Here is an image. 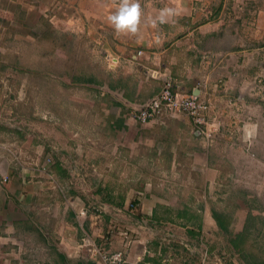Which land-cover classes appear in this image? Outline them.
Returning <instances> with one entry per match:
<instances>
[{
  "label": "crops",
  "instance_id": "1",
  "mask_svg": "<svg viewBox=\"0 0 264 264\" xmlns=\"http://www.w3.org/2000/svg\"><path fill=\"white\" fill-rule=\"evenodd\" d=\"M119 2L0 0V264H92L86 235L155 264L146 220L170 225L159 244L264 248V0H139L136 34L109 24ZM164 7L178 14L152 26ZM165 78L210 103V141L187 117H128ZM174 249L172 264H198Z\"/></svg>",
  "mask_w": 264,
  "mask_h": 264
},
{
  "label": "built area",
  "instance_id": "2",
  "mask_svg": "<svg viewBox=\"0 0 264 264\" xmlns=\"http://www.w3.org/2000/svg\"><path fill=\"white\" fill-rule=\"evenodd\" d=\"M141 52L142 50L139 49L137 53L139 54ZM103 58L105 60V64L109 68L116 66L119 61L117 57L109 55L105 52H103ZM172 86L173 85L169 78L163 79V85L153 96L140 103H133L135 105L129 106L128 117L139 123L151 121L160 124H165L172 119L187 117L192 120L197 130L203 133L210 141L212 139V133L208 129L206 119V111L209 110L210 103L199 95L193 93L185 94L174 90ZM49 160L50 158H47L46 161ZM129 206V208L133 210V206ZM126 235L127 233L125 236ZM174 239V235L171 234L168 242L174 241ZM178 243L181 244L180 249H183L185 252L183 259L186 260L187 256L195 251V246L187 240H181L178 241ZM76 247L77 253H80L82 256L90 259L92 264H130L127 261L125 250H111L106 248L93 240L90 235L84 236ZM172 250L176 252L174 247H172ZM199 250L198 264H208V261L210 260H212L211 264H224L228 260L234 262L232 264H236L235 257L227 258L223 255V253L219 256L215 251L209 252L207 246H201ZM147 252L154 254L149 250H147ZM174 252L171 251L169 254L162 253L161 263L172 264ZM233 252L235 251L233 250Z\"/></svg>",
  "mask_w": 264,
  "mask_h": 264
},
{
  "label": "rangeland",
  "instance_id": "3",
  "mask_svg": "<svg viewBox=\"0 0 264 264\" xmlns=\"http://www.w3.org/2000/svg\"><path fill=\"white\" fill-rule=\"evenodd\" d=\"M23 50L25 51V53H28V52L31 51L30 48H28V47H23ZM23 59H28L27 58V55ZM240 159H242V157ZM243 160H247V159H243ZM243 173H245V172H242V174ZM128 220L130 222H135L136 218L133 219V215L130 214L129 217H128ZM136 223H138V222L136 221ZM180 223H181V221L180 222H175L176 227H172V228H176V230H177V228H180L181 226L184 225L183 223L182 224H180ZM163 225L164 224H158V223H156V222H154L152 220H146V228L145 229L150 230V233H151V234H148L147 235V241H146L147 243H146V245L148 247L147 250L150 251V249H151V251H150L151 253L154 252L157 249V247L159 248V246H160V247H162L161 253H163V254L164 253L169 254V252H168L169 249H168V247L165 248L164 247L165 245L169 246L170 244H173V247L174 248H178V247L180 248L181 244L178 243V241L184 240L183 235L181 233L180 234L177 233V234H175V240L176 241H171V242H168L167 243L164 240L162 244H159L158 243L159 233L160 232H162V233L170 232L167 229V228L170 227V225L167 224L165 228L162 227ZM109 230H112L111 227L109 228ZM155 230H160V231L158 233ZM140 231H141V229H140ZM124 232H126V231H124ZM126 233H127V235L124 236V237L129 242H132L133 240L136 239L137 236L140 235L139 233H137L135 231H132V235L128 234L129 232H126ZM110 234L111 233H108V236H110ZM199 237L200 238H197V236L196 237H191V239H193V240H189L190 243L193 246H195V251L193 253L195 254L194 257L197 255V258H198V255L200 253V250L199 249L201 248V246H203V247L207 246L209 252H211V251L214 250V249L213 250H210V244L212 243V239L213 238H210V240L208 241V240L205 239V237H203V238L201 236H199ZM141 238H142V236L140 235V240H141ZM148 241H152V243L150 244ZM225 241L226 240L224 239L223 242H225ZM148 244H149V246H148ZM258 247H264V242H260L258 244ZM180 250L183 251V249H180ZM223 255H225V257H227V258H229V257H235L236 264H260V262H263L264 261V248H259L258 250L257 249H255V250H248V251L247 250H241L240 251V254H238V251L233 252V250H228V248H226V249H223ZM211 262H212V260L208 261V264H211ZM154 263L155 264H162L160 260H156V261H154ZM232 263H234V262H232L231 260H228L224 264H232Z\"/></svg>",
  "mask_w": 264,
  "mask_h": 264
},
{
  "label": "clouds",
  "instance_id": "4",
  "mask_svg": "<svg viewBox=\"0 0 264 264\" xmlns=\"http://www.w3.org/2000/svg\"><path fill=\"white\" fill-rule=\"evenodd\" d=\"M177 14L175 8L164 7L159 11V15L151 21V24L156 26L157 23H166L169 18ZM107 19L118 33L136 34L141 21L139 0H120L117 10Z\"/></svg>",
  "mask_w": 264,
  "mask_h": 264
},
{
  "label": "trees",
  "instance_id": "5",
  "mask_svg": "<svg viewBox=\"0 0 264 264\" xmlns=\"http://www.w3.org/2000/svg\"><path fill=\"white\" fill-rule=\"evenodd\" d=\"M46 27V30L40 36V41H42L49 49H52L57 45L56 40L60 34L56 33L50 24H46ZM76 67H78V61ZM221 228L223 227L221 226Z\"/></svg>",
  "mask_w": 264,
  "mask_h": 264
},
{
  "label": "water",
  "instance_id": "6",
  "mask_svg": "<svg viewBox=\"0 0 264 264\" xmlns=\"http://www.w3.org/2000/svg\"><path fill=\"white\" fill-rule=\"evenodd\" d=\"M129 105H135V104L131 103V104H129Z\"/></svg>",
  "mask_w": 264,
  "mask_h": 264
}]
</instances>
